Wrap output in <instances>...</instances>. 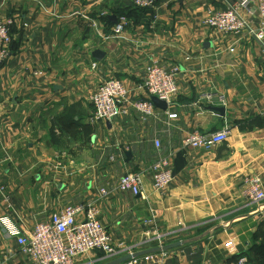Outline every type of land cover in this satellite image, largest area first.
I'll use <instances>...</instances> for the list:
<instances>
[{
    "label": "crops",
    "instance_id": "crops-1",
    "mask_svg": "<svg viewBox=\"0 0 264 264\" xmlns=\"http://www.w3.org/2000/svg\"><path fill=\"white\" fill-rule=\"evenodd\" d=\"M131 6L137 7L134 0H0V20L12 21L10 57L0 65V220L10 216L29 234L63 207L113 186L124 168L148 167L155 137L167 153L193 130L216 132L227 124V141L208 150L178 149L166 195L154 192L147 173L141 195L117 192L100 201L99 220L119 253L107 259L95 251L75 264H107L127 249H150L141 245L151 215L169 244H184L125 264H231L264 239V205L241 195L246 176L260 177L264 187V44L204 26V18L224 8L220 0H156L140 21L120 15ZM119 17L130 26L115 38ZM152 60L180 68L170 109L178 118L169 125L142 122L131 111L93 124L88 97L106 79L123 82L132 99L149 98L136 88ZM210 90L225 97V107L200 114L189 106ZM18 252L0 223V264H24Z\"/></svg>",
    "mask_w": 264,
    "mask_h": 264
},
{
    "label": "built area",
    "instance_id": "built-area-1",
    "mask_svg": "<svg viewBox=\"0 0 264 264\" xmlns=\"http://www.w3.org/2000/svg\"><path fill=\"white\" fill-rule=\"evenodd\" d=\"M156 0H134L138 8L151 7ZM224 8L211 12L203 19L202 24L214 32L227 36L241 37L246 34L259 44H264V0H220ZM10 19L0 20V65L9 57V47L12 42L10 34ZM94 26V23H93ZM130 23L126 17H119L118 22L112 29L115 38H120ZM239 39V38H238ZM238 40H234L227 51L235 52ZM93 67H96L93 64ZM42 75V73H35ZM178 66L167 67L156 61H151L143 70L142 82L137 90L145 92L149 98L132 99L131 91L120 80L110 78L102 81L95 91L89 95L88 103L92 109L91 122L111 123L128 117L133 111L142 122H162L169 125L170 121L178 118V113L171 111L172 98L179 92ZM151 97L166 104L163 111L151 102ZM227 101L223 95L215 90H210L189 104L198 113L208 106H226ZM230 131L227 124L216 132H201L193 130L185 136L178 147L179 150L196 149L208 150L211 147L227 141ZM155 160L145 169L134 172L123 169L122 174L110 188L101 187L96 196L85 202L67 205L59 211L51 214L48 220L36 224L29 234L21 231L19 226L10 216L1 218V226L6 232L15 238L18 253L24 256V264H75L80 257L87 256L92 252L101 251L105 258H114L118 250L112 239L99 220L97 208L100 201L107 199L114 193H129L132 196L141 195L143 191L144 176L148 173L151 177V185L154 192L166 195L174 183L172 160L176 155L177 148H168L164 153V147L160 140L153 139ZM123 149L117 147V152L123 157ZM100 160L105 157L102 151ZM117 153L107 157V161H116ZM0 195L5 196L4 187L0 186ZM241 195L252 205H264V187L258 176H246L242 179ZM146 228V238L141 246L161 247L169 244L168 235L160 232L155 223V216L151 215L143 222ZM187 231L185 227L182 231ZM127 254L133 253L127 249ZM164 253V252H163ZM146 260L151 255L145 256ZM129 263H137V259ZM231 264H250L245 256H237Z\"/></svg>",
    "mask_w": 264,
    "mask_h": 264
},
{
    "label": "water",
    "instance_id": "water-1",
    "mask_svg": "<svg viewBox=\"0 0 264 264\" xmlns=\"http://www.w3.org/2000/svg\"><path fill=\"white\" fill-rule=\"evenodd\" d=\"M113 20H115V17H113ZM95 56L99 57L100 53L96 52ZM151 102L153 103V105L155 107H157L159 109H166V104L163 101L158 100L156 97H151ZM211 109L214 111H217L220 115H224V113H225V110L222 107H217V108L215 107V108H211ZM130 154L131 153L127 152L126 156L129 157ZM260 211H264V207H262L260 209ZM183 244H184V242L178 241V242L167 244V245H164L161 247H153V248L146 249L143 251L126 254V255H123L117 259L112 260L111 262H109L107 264H125V263L133 261L135 259L145 257L147 255H153V254H157V253L167 252L169 250L178 248V247L182 246Z\"/></svg>",
    "mask_w": 264,
    "mask_h": 264
},
{
    "label": "trees",
    "instance_id": "trees-1",
    "mask_svg": "<svg viewBox=\"0 0 264 264\" xmlns=\"http://www.w3.org/2000/svg\"><path fill=\"white\" fill-rule=\"evenodd\" d=\"M148 8H137V7H129L127 8L124 14H121V16H127L129 19L130 17H133L135 21H140L143 14H146L148 11ZM12 43V42H11ZM264 227V226H263ZM260 234L262 237H264V228L262 231H260ZM253 253V254H252ZM248 261L250 264H264V239L263 242H261L260 245H255L251 254L248 253L247 255Z\"/></svg>",
    "mask_w": 264,
    "mask_h": 264
}]
</instances>
